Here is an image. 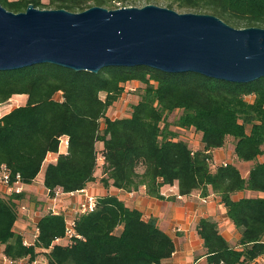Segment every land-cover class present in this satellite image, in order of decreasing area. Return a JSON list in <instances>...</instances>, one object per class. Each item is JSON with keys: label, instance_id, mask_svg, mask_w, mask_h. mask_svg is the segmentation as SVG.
Masks as SVG:
<instances>
[{"label": "trees", "instance_id": "obj_1", "mask_svg": "<svg viewBox=\"0 0 264 264\" xmlns=\"http://www.w3.org/2000/svg\"><path fill=\"white\" fill-rule=\"evenodd\" d=\"M137 1L0 0V4L16 13L29 3L78 12L92 5L116 8L115 2L126 6ZM153 1L160 0H143L144 5ZM161 1L180 12L215 15L236 28L264 27V0ZM131 80L144 85L143 95L128 116L109 118L107 110ZM19 94L26 96L25 103L0 116V166L7 167L11 182L18 175L22 184L31 183L47 154L58 152L60 138L67 136L66 153L44 168L49 196L58 187L65 193L83 189L95 179L100 158L104 186L110 183L125 191L144 187L147 195L164 198L162 187L176 184L181 196L193 191L219 196L227 217L240 230L239 247L222 236L215 221L201 218L196 232L206 264H249L264 255V197H232L243 190L264 192V161L254 163L245 177L233 164L210 167L211 150L222 147L227 136L235 139L234 154L240 161L256 160L263 153L264 77L229 82L144 65L108 66L93 73L42 63L0 71V104ZM247 96H253L252 102ZM174 109L185 111L183 126L201 132L202 148L192 150L186 141L163 130V112ZM97 142L102 143L99 150ZM14 197L21 194L0 197V243L10 261H32L42 253L44 264H161L175 251L173 239L154 220H145L139 210L111 194L96 197L95 209L76 218L74 228L81 238L54 244L64 235V215L47 212L36 222L35 241L24 245L22 235L13 230L18 217Z\"/></svg>", "mask_w": 264, "mask_h": 264}, {"label": "water", "instance_id": "obj_2", "mask_svg": "<svg viewBox=\"0 0 264 264\" xmlns=\"http://www.w3.org/2000/svg\"><path fill=\"white\" fill-rule=\"evenodd\" d=\"M50 63L97 73L108 66L195 72L229 82L264 77V27L156 4L73 12L0 4V71Z\"/></svg>", "mask_w": 264, "mask_h": 264}, {"label": "crops", "instance_id": "obj_3", "mask_svg": "<svg viewBox=\"0 0 264 264\" xmlns=\"http://www.w3.org/2000/svg\"><path fill=\"white\" fill-rule=\"evenodd\" d=\"M126 84H131L136 87L141 86V83L136 80L128 81ZM12 97H17L19 99V105L25 103L26 96L23 94L14 95ZM112 105L107 110V114ZM197 135L199 136L197 141L190 140V143L188 142V146H192L194 150L203 147L201 132H198ZM65 138L67 137L65 136ZM229 138H232L233 142L228 143L227 140ZM234 143V138L232 136H227L222 147L211 150L212 157H214L215 160H219L221 164L224 163V160L230 157L232 153L235 156ZM97 146L101 149L102 143L99 142ZM66 150L67 145L62 144L58 152H49L35 179L29 184H21L22 192L19 193L21 197L13 198L16 207L20 204V210L19 208L17 209L18 217L15 221L13 230L21 234L23 238L30 232L29 227L32 225V221L35 219L33 223L34 227H36V222L40 218V216H32L29 208L25 210L21 208L25 200L33 206L42 204V202L46 201L48 205L55 206L59 212L71 216L77 203L82 199L83 192H81V190H85L95 197L107 194L114 195L121 200L126 207L139 210L145 220H154L156 225L173 239L175 245L173 254L169 258L163 260L161 264H206L202 240L196 232V225L201 218H209L215 221L222 236L229 243L232 241L235 242V244H231L232 246L239 247L238 240L240 238V230L236 228L227 217L226 208L221 203L219 196L214 193L201 196L199 191H193L188 195L177 196L178 190L175 184L173 186L166 185L162 187L161 193L165 196L164 198H155L147 195L144 187H140L138 190L134 191H125L112 186L110 183L104 186L100 181V178L103 176L101 170L100 172L96 170L94 173L95 179L87 183L83 189L71 195L70 193L63 192L61 188L58 187L55 189L54 195L49 196L43 185L44 168L47 163L54 162L59 153H66ZM259 159L260 160L240 161L239 165L243 166V172L241 170V174L244 177L247 176L249 169L254 163L264 161L262 158ZM10 196L11 194L8 193L5 185L0 182V197L7 198ZM232 197L233 199L242 197H264V192L243 190L236 192ZM2 251L3 244L0 243V264H27L23 263V260L13 262L7 260Z\"/></svg>", "mask_w": 264, "mask_h": 264}, {"label": "rangeland", "instance_id": "obj_4", "mask_svg": "<svg viewBox=\"0 0 264 264\" xmlns=\"http://www.w3.org/2000/svg\"><path fill=\"white\" fill-rule=\"evenodd\" d=\"M152 4H156L159 6H164L167 7L166 3L164 1H153L151 2ZM115 5L117 7H121L122 3L121 2H115ZM144 5L143 0L137 1L135 4L132 5H126V6H137V7H141ZM106 7V6H103ZM116 7V8H117ZM109 9H114L113 7H106ZM169 8V7H168ZM178 12H180L179 10H177L176 8H172ZM182 12V11H181ZM155 84V83H154ZM144 85L141 84V86H132L131 84H124V91L121 94V96L119 97V99L112 105V107L109 110V113L106 114V116H108L109 118H117V117H125L128 116L131 112V108L132 105L135 104L140 97L143 95L144 93ZM100 96L103 97L104 94L100 93ZM59 94L56 95V98H59ZM246 100L249 102H252L253 100V96H247ZM19 99L17 97H12L10 102H4L2 104H0V115H3L4 113H6L9 109L14 108L15 106L19 105ZM185 114V111L183 109H174L173 111H164L163 112V120L161 122V126H163V130L166 132H170L169 133V137H173L174 139H182L184 141L188 142L190 140L192 141H197V139L199 138L198 131H195L193 127H186L182 125V119L183 116ZM104 127V122L103 119L100 120V128ZM246 131H249V125H246ZM174 134V135H172ZM232 138H229L227 140L228 143L233 142ZM235 140V139H234ZM99 142H97L98 144ZM190 143V142H189ZM97 146V145H96ZM190 149L194 150L193 147H189ZM263 149V153L261 155H259L257 157L256 160H260L259 158L264 159V146L262 147ZM97 150H99V147L97 146ZM226 163L228 164H233L235 165L241 172H243V166L239 165L240 160H238L236 158V156L233 155V153L230 155V157H228L227 159L224 160ZM220 161L219 160H215L214 157H211L210 159V167L211 169H214L216 166L220 165ZM223 164V163H222ZM250 164V163H248ZM101 159L99 158L98 160V166L96 168V170H98V172H100L101 170ZM140 170V169H139ZM175 185V184H173ZM170 185V186H173ZM48 194V191H47ZM41 202V201H40ZM25 203V204H24ZM23 203V206L21 205L22 209H28L31 211L32 216H41L45 213H47L50 210L51 205H48L46 203V201L42 202V204H37L35 206L30 205L28 203L27 200H25ZM26 205V206H24ZM41 205V206H39ZM29 206V207H28ZM53 206V205H52ZM19 208L20 210V204H18L17 209ZM56 208V207H55ZM29 211V212H30ZM35 221V219H34ZM34 221H32V225H30V232L28 233L27 236H24L23 239H25L28 243H33V238H34V234L36 232V227H34ZM230 244H235V242H231ZM39 260V264H42L44 262H46V258L44 254H39L36 257ZM23 263H26V258L23 259Z\"/></svg>", "mask_w": 264, "mask_h": 264}, {"label": "built area", "instance_id": "obj_5", "mask_svg": "<svg viewBox=\"0 0 264 264\" xmlns=\"http://www.w3.org/2000/svg\"><path fill=\"white\" fill-rule=\"evenodd\" d=\"M10 100L8 102H10ZM62 144L67 145V138H65V136H62L60 138L59 147ZM226 164H227L226 162L223 163V165H226ZM0 182L5 185L9 194H14V193L19 194L22 192V186H21L22 183L19 181L18 175L16 176V179L11 182L9 171H8L7 167L3 164L0 166ZM81 192H83L82 199L77 203V206L73 210V212L71 213V216L70 215L67 216V214L62 213L64 215V220H65L64 235L61 237L55 238L53 241L54 244L67 245L68 243H70V241L73 238H81V236L79 234H77L75 231V228H74L75 220L79 215L93 211L95 209V204H96V197L93 194H90V193L86 192L85 190H81ZM73 193L74 192H72L70 194L72 195ZM176 195L179 196L178 193ZM48 212L61 214V212H59L55 208V206H51L50 210ZM37 233H38V229L36 228V232L34 234L33 242L36 239ZM23 244L29 245L31 243H28L25 239H23ZM23 259L24 258H22L20 260H23ZM11 262H13V261H11ZM26 263L27 264H39V260L37 258H35L32 261H28V259L26 258ZM44 263H42V264H44ZM249 264H264V255L254 259Z\"/></svg>", "mask_w": 264, "mask_h": 264}]
</instances>
